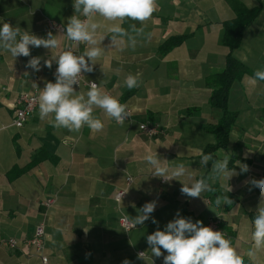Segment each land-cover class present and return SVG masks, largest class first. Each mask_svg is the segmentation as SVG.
I'll return each instance as SVG.
<instances>
[{
	"label": "crops",
	"instance_id": "obj_1",
	"mask_svg": "<svg viewBox=\"0 0 264 264\" xmlns=\"http://www.w3.org/2000/svg\"><path fill=\"white\" fill-rule=\"evenodd\" d=\"M230 1L156 0V10L143 25L93 17L102 26L97 40L103 53L84 79L126 105L131 115L121 124L94 107L93 116L101 119L103 130L84 126L75 132L53 127L52 117L41 119L39 105L24 127H11L18 95L40 93L46 82H55L53 56L69 42L66 25L75 14L73 0H0V27L8 22L21 33L45 39L46 20L65 29L63 34L52 32L59 42L52 50L32 48L30 57L17 58L0 50V264H42L28 247L8 250L2 245L7 239L21 242L31 237L40 223L45 227L47 264H122L125 259L131 264H163V257L152 255L146 238L157 228L164 230L177 211L204 226L208 219L220 217L244 264H264V250L257 252L255 261L246 255L253 247L257 209L264 207L259 189L250 185L252 179H264V81L252 79L256 70L264 69V0H236L248 9L261 5L232 52L252 75H244L230 89L227 105L237 119L226 149L214 152L206 166L201 164L205 147L214 143L208 127L221 116L208 104L211 88L205 79L224 67L227 49L221 23L234 18ZM114 23L128 35L113 38L108 30ZM133 24L144 32L138 34ZM179 35L189 38L162 55L159 46ZM89 47L83 43L81 55ZM31 57H41L39 72L26 67ZM45 60H52L51 69L44 66ZM130 74H139V87H126ZM74 88L85 96L89 91ZM142 123L156 127L157 135L146 137L138 129ZM149 153H157L170 170L184 164L186 173L162 183L145 160ZM225 155L228 175L214 177L213 163ZM243 164L249 166L246 173L241 172ZM127 176L132 183L117 206L113 196L126 186ZM202 177L214 191H204L196 199L181 195L182 184L191 186ZM226 195L233 204L218 206L216 198ZM49 197L55 198L54 204L40 207ZM153 200L158 201L152 214L158 224L149 219L129 232L120 228L121 215L131 222ZM137 252L146 257L138 259Z\"/></svg>",
	"mask_w": 264,
	"mask_h": 264
},
{
	"label": "clouds",
	"instance_id": "obj_2",
	"mask_svg": "<svg viewBox=\"0 0 264 264\" xmlns=\"http://www.w3.org/2000/svg\"><path fill=\"white\" fill-rule=\"evenodd\" d=\"M73 8L75 14L68 18L66 36L70 41L77 44L86 43L90 47L82 55H75L71 50H65L53 56L57 64L55 82H46L44 88L40 90L39 115L41 119L52 117L50 122L55 128L79 132L82 127L87 126L93 132H100L104 124L101 119L93 116L94 107L103 109L109 118L121 124L130 117L131 113L126 105L102 92L94 82L90 83V90L86 96L78 94L74 88V85H79V78L83 73L94 71V66L103 53L97 40V32L102 26L93 17L99 16L113 22H123L128 19L143 25L156 10V0H73ZM131 28L138 34L144 32L143 27L136 28L134 24ZM108 31L114 34L113 38L115 35H128V31L118 23H114ZM102 39L103 35L100 37V40ZM58 46L59 42L51 31L45 39L29 32L21 33L20 28L13 27L8 22H4L0 27V50L9 52L14 58L30 57L32 48L43 47L52 50ZM44 66L51 69L52 60H45ZM26 67L39 72L41 57H31ZM252 79L253 82L264 81V69L256 70ZM139 84V74L135 76L130 74L125 80L128 89L139 87ZM210 159H212L211 155H202L201 164L206 166ZM145 160L152 166L154 175L164 181L186 173L185 165L182 163L171 170L163 166L157 153L155 155L149 153L145 156ZM228 164L227 155L221 160L214 161L213 176L228 175ZM240 167L242 173L249 171L247 164ZM250 185L251 188L259 189L260 201L264 202V179H252ZM231 190L230 188L229 192ZM204 191H214V189L208 179L203 177L191 186L182 184L180 189L181 195L191 199L200 198ZM157 203V200L146 202L139 209L138 214L131 218L132 224L143 225L149 219L152 223L158 224L152 215ZM221 203L233 204V201L228 195L218 196L216 204L219 206ZM253 225V247L247 250L246 255L250 260L255 261L257 252L264 250V207H258ZM146 240L152 255L157 258L163 257V264H244L241 254L232 242L225 238L223 232L204 226L200 220L192 222L190 218L181 217L179 211L176 213V218L166 224L164 230L157 228L147 236ZM164 252L167 255H164ZM144 254L145 252H139L138 259H144ZM122 264H131V262L125 259Z\"/></svg>",
	"mask_w": 264,
	"mask_h": 264
},
{
	"label": "trees",
	"instance_id": "obj_3",
	"mask_svg": "<svg viewBox=\"0 0 264 264\" xmlns=\"http://www.w3.org/2000/svg\"><path fill=\"white\" fill-rule=\"evenodd\" d=\"M230 7L234 12V18L221 23L223 44L227 49L223 70L205 79L206 85L211 88L208 104L211 108L218 109L221 116L215 125L208 127V131L214 136V143L205 147L203 155L212 156L217 150L226 149L230 131L237 119V113L230 111L227 105L230 89L244 75H252L246 66L233 57L232 52L240 46L243 32L260 14L261 5L259 3L258 6L248 9L238 1L231 0ZM187 38L189 35L172 36L164 41L158 50L165 55L182 45Z\"/></svg>",
	"mask_w": 264,
	"mask_h": 264
},
{
	"label": "built area",
	"instance_id": "obj_4",
	"mask_svg": "<svg viewBox=\"0 0 264 264\" xmlns=\"http://www.w3.org/2000/svg\"><path fill=\"white\" fill-rule=\"evenodd\" d=\"M81 19H84V17H81ZM45 28L49 32H57L63 34L65 32L64 27L52 20H46L45 21ZM83 43L77 44L76 42L70 41L68 42L65 50H71L75 55H81V47ZM90 83L87 82L84 79V73L79 78V85H74V87H84L90 90ZM109 94V93H107ZM39 93L37 91H33L30 93H20L16 99L15 106L13 108V114H12V122L11 127H14L15 129H21L24 127V125L29 121V119L33 116L36 108L39 105ZM129 118V117H128ZM126 118L125 120H127ZM138 129L141 133H143L146 137L152 138L157 135L158 130L153 125H150L148 123H142L139 124ZM161 182H165L163 179H161ZM132 183V178L127 176L125 178V187L118 189L116 193L113 196L114 203L119 206L122 201L126 198V192H127V186H129ZM55 202L54 197H49L44 199L40 202V207L43 209H49ZM118 224L120 228L125 231L129 232L135 228V226L124 216L121 215L118 220ZM207 227H211L215 231H221L224 233L225 238L231 240L228 233L225 231V229L222 226V220L220 217H213L207 220L206 223ZM44 243H45V227L43 223H40L36 226L34 233L31 237L18 242L14 239H7L2 243V245L8 249V250H16L20 246L28 247L33 250L34 254L40 259V262L42 264H47V257L44 256ZM139 252H137L138 254ZM146 255L144 254V258Z\"/></svg>",
	"mask_w": 264,
	"mask_h": 264
}]
</instances>
